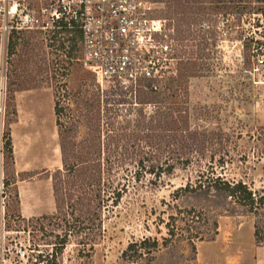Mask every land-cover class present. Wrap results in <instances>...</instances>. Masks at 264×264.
I'll use <instances>...</instances> for the list:
<instances>
[{
    "label": "rangeland",
    "instance_id": "obj_1",
    "mask_svg": "<svg viewBox=\"0 0 264 264\" xmlns=\"http://www.w3.org/2000/svg\"><path fill=\"white\" fill-rule=\"evenodd\" d=\"M164 9L165 6H158L160 16ZM220 28L216 27L215 37L207 40L205 66L197 76L189 78V121L192 128L222 131L227 156L223 172L219 168L216 172L230 180L241 179L259 191L264 187V55L248 57L237 39L238 34L234 31L224 36ZM17 43L11 61L7 58V44L0 35V146L6 120L14 118L10 123L13 162L7 174L2 169L0 154V241L8 250L6 264H28L27 257L37 254V249H51L52 243L59 247L54 236L61 233L56 219L49 223L38 219L43 214L55 213L52 176L62 169L53 111L54 93L61 105L68 103L63 90L66 81L72 89L86 83L87 96L99 94L105 101L125 98L114 85L100 80L83 65L74 36L64 33L51 41L37 33H26ZM31 54L35 57L26 68L31 80L23 83L25 89L14 92L11 101L6 92L9 82L6 70L22 69L23 64L18 61ZM85 131L84 124L80 123L79 138L85 136ZM134 169L130 165L115 178L103 175L102 184H107L102 185L105 192L101 193L100 208L96 211L101 228L97 230L95 226L99 219L88 221L93 223L89 229L70 237L57 257L59 264H145L148 261L195 264L184 243L176 250L160 248L151 256L138 259L121 257L132 240L150 236L161 241L167 231L161 221H170L169 215L174 211L163 206L162 201H170V193L188 180L193 181L197 173L196 165L177 166L171 175L163 176L161 182L154 184L150 175L140 181L133 180ZM6 176L11 182L8 188L3 186ZM114 189H121L122 194L117 205H112L115 194L111 190ZM177 202L185 206L190 200ZM31 213L35 214L28 216ZM258 219L262 221L263 217ZM254 220L252 214L218 216V231L223 237L234 234L242 243L250 244ZM250 245V251L245 252L246 259L257 256L256 246ZM19 250L24 253L23 258Z\"/></svg>",
    "mask_w": 264,
    "mask_h": 264
},
{
    "label": "trees",
    "instance_id": "obj_2",
    "mask_svg": "<svg viewBox=\"0 0 264 264\" xmlns=\"http://www.w3.org/2000/svg\"><path fill=\"white\" fill-rule=\"evenodd\" d=\"M154 1L165 6L161 17L166 20V28L171 29L167 35L174 42L172 56L176 60V72L167 75L164 84L157 88L152 87L151 79H141L135 101L126 98L105 101L99 94L87 96L86 83L72 89L66 81L63 90L68 103L61 105L54 93L62 169L52 176L55 213L43 214L38 219L48 223L56 219V227L61 230L54 235L59 247L50 242L51 249H37V254L27 257L28 264H59L57 257L70 237L89 229L93 223L88 221L93 218L99 219L95 226L100 230L96 211L100 208L101 193L105 192L102 185L107 184H102L103 175L115 178L130 165L135 168L133 180L140 181L150 175L154 184L171 175L177 166L196 165L197 173L193 181L188 180L170 193V201H162L163 206L174 211L169 215L170 221H161L167 230L161 241L150 236L132 240L121 253L123 259L151 256L160 248L176 250L184 243L193 260L196 243L214 239L218 233L217 217L226 214L254 215L256 245L264 242V187L256 191L241 179L230 180L220 175L227 156L222 131L192 128L187 97L189 78L197 76L205 66L207 40L215 37L216 27L220 28L218 23L221 35L234 31L238 34L237 39L248 57L264 55V0ZM17 44L16 38H9L8 59L11 60ZM34 57L31 54L20 59L22 69L6 70L9 80L6 92L11 101L14 92L25 89L23 83L31 80L26 68ZM11 110L13 115V106ZM13 121L14 118L6 120L1 135L0 154L6 174L13 162L10 134ZM80 123L86 131L79 138ZM217 168L220 173L216 172ZM61 183L65 186L61 187ZM10 185V179L4 177L3 186ZM120 190H111L115 194L112 205L118 204ZM181 199L190 202L183 206L177 202ZM259 216L263 217L262 221Z\"/></svg>",
    "mask_w": 264,
    "mask_h": 264
},
{
    "label": "built area",
    "instance_id": "obj_3",
    "mask_svg": "<svg viewBox=\"0 0 264 264\" xmlns=\"http://www.w3.org/2000/svg\"><path fill=\"white\" fill-rule=\"evenodd\" d=\"M158 6L164 5L154 0H0V35L6 44L26 33L51 41L64 33L74 36L83 65L135 101L141 79H151L157 88L176 72L174 42L167 35L171 29ZM7 251L0 241V264L7 263Z\"/></svg>",
    "mask_w": 264,
    "mask_h": 264
},
{
    "label": "crops",
    "instance_id": "obj_4",
    "mask_svg": "<svg viewBox=\"0 0 264 264\" xmlns=\"http://www.w3.org/2000/svg\"><path fill=\"white\" fill-rule=\"evenodd\" d=\"M31 213L28 216H32ZM24 216V215H23ZM256 246V258H247L246 251H250L251 245ZM249 243H242L237 235L231 234L227 237L216 234L212 240H202L196 246L195 264H264V242L256 245L254 236ZM251 246V247H250ZM250 247V248H249ZM249 248V250H248ZM244 257V258H243Z\"/></svg>",
    "mask_w": 264,
    "mask_h": 264
},
{
    "label": "bare ground",
    "instance_id": "obj_5",
    "mask_svg": "<svg viewBox=\"0 0 264 264\" xmlns=\"http://www.w3.org/2000/svg\"><path fill=\"white\" fill-rule=\"evenodd\" d=\"M44 134V133H43ZM46 135V134H45ZM43 137H44V135H43Z\"/></svg>",
    "mask_w": 264,
    "mask_h": 264
}]
</instances>
